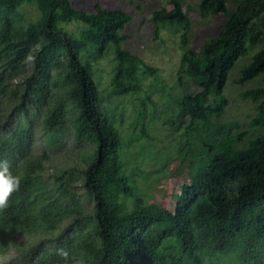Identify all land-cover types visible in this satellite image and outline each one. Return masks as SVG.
<instances>
[{"label":"trees","instance_id":"obj_1","mask_svg":"<svg viewBox=\"0 0 264 264\" xmlns=\"http://www.w3.org/2000/svg\"><path fill=\"white\" fill-rule=\"evenodd\" d=\"M235 3L219 33L197 48L190 47L184 0H168L151 16L156 37L163 27L180 33L178 83L191 80L200 89L173 98L165 123L183 131V159L200 143L198 181L177 195L173 209L155 214L125 170L111 102L146 92V79L159 77L158 68L123 47L132 16L101 5L89 12L71 0H0V160L21 178L0 207V264H264V87L243 94L258 102L252 126L263 130L247 147L236 144L249 131L211 128L228 103L230 73L250 47L263 45L239 82L264 74V0ZM24 4L36 7L37 20L21 11ZM229 4L202 0L201 17L228 14ZM74 23L81 28H66ZM111 51L106 93L91 62ZM147 110L142 100L144 122ZM67 152L80 161L64 160ZM24 235L35 241L21 243Z\"/></svg>","mask_w":264,"mask_h":264},{"label":"rangeland","instance_id":"obj_2","mask_svg":"<svg viewBox=\"0 0 264 264\" xmlns=\"http://www.w3.org/2000/svg\"><path fill=\"white\" fill-rule=\"evenodd\" d=\"M71 1L76 8L89 12H94L97 5L128 12L132 16V21L127 27L126 33L131 36V39L124 42L123 47L159 69L158 81L153 77H149L145 81V90L151 95V100L156 105L151 104L146 92L122 99L113 98L111 102H113L112 108H116L115 105L118 106L115 112L117 126L123 139L122 155L125 170L133 173L139 193L144 196L147 207L151 208L155 214H158L160 210L173 209L177 195L189 184L198 181L196 149L199 148L200 143L194 147L195 152H188L187 157L183 159L178 154V149L184 139V133L182 130L177 131L167 127L165 123L175 108L173 98L195 94L200 89L191 80L184 85H180L177 81L183 54L180 33L171 27H163L159 37H156L154 32L151 16L157 10L168 6V0ZM201 1L184 0L186 13L192 22L189 38L191 48L201 47L208 43L219 33L221 26L236 10L235 0H230L228 14L205 20L201 17ZM21 11L33 21L39 17V13L33 5L24 4ZM66 28L75 32L81 26L74 23ZM262 46L250 47L248 53L237 61L224 91L228 100L225 111L220 119H214L212 122V130L219 125H226L233 136L249 131L241 142H237V148L247 147L251 139L257 138L263 132V130H257L252 126V121L258 113V102L251 98H245L243 94L248 90L264 87V74L243 84L239 82L242 70L251 63L253 54ZM112 53L113 51L109 52L108 56L100 61L92 60L91 62L94 65L96 81L101 90L106 93L111 90L114 69V53ZM142 100L146 101L148 107L145 122L139 113ZM108 108L111 110L109 106ZM143 130L147 135L143 134ZM38 141H41V138H38ZM41 146L38 142L36 148L39 149ZM68 154V152L65 154L64 160L67 159L68 162L73 161L74 163L80 161L74 154L70 153L69 157ZM58 155L56 154L57 157H59ZM71 158L72 160H70ZM80 184L82 185V183ZM80 191L83 193L84 206L91 210L92 201L87 198L85 187L82 186ZM19 241L28 244L35 241V238L24 235ZM12 253L17 254L16 251Z\"/></svg>","mask_w":264,"mask_h":264},{"label":"clouds","instance_id":"obj_3","mask_svg":"<svg viewBox=\"0 0 264 264\" xmlns=\"http://www.w3.org/2000/svg\"><path fill=\"white\" fill-rule=\"evenodd\" d=\"M21 178L10 170L7 159L0 160V207L6 206L9 198L19 189Z\"/></svg>","mask_w":264,"mask_h":264}]
</instances>
